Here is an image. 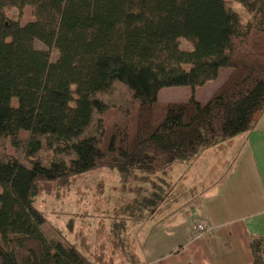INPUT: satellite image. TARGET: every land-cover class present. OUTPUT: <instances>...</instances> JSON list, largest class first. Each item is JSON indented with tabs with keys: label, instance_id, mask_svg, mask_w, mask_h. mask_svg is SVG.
Listing matches in <instances>:
<instances>
[{
	"label": "trees",
	"instance_id": "obj_1",
	"mask_svg": "<svg viewBox=\"0 0 264 264\" xmlns=\"http://www.w3.org/2000/svg\"><path fill=\"white\" fill-rule=\"evenodd\" d=\"M234 1L245 23L229 0H0V264H112L84 241L48 240L39 196L100 169L167 175L256 128L264 0ZM24 8V25L8 16ZM221 68L205 103L157 100ZM250 249L264 264V237Z\"/></svg>",
	"mask_w": 264,
	"mask_h": 264
},
{
	"label": "rangeland",
	"instance_id": "obj_2",
	"mask_svg": "<svg viewBox=\"0 0 264 264\" xmlns=\"http://www.w3.org/2000/svg\"><path fill=\"white\" fill-rule=\"evenodd\" d=\"M229 1L245 23L249 14L234 0ZM8 16L19 19L21 25L32 20L29 8L21 12L12 9ZM35 47L45 49L38 42ZM180 48L192 50L184 39L180 40ZM56 58L57 52L52 50L51 60ZM230 72L221 68L218 78L203 86L162 88L157 100L173 103L194 98L205 103ZM22 137L27 134L22 133ZM8 153L13 155V150L8 148ZM204 161L215 165L213 147L198 153L191 162L179 161L167 175L100 169L79 176L69 186L53 187L36 201L47 218L42 232L48 240L64 245L84 241L91 252L110 257L112 264H154L158 255L166 254L173 246L178 249L181 243L175 226L170 231L168 224H175L179 218H193L194 212L201 214L197 195L204 184L215 181L216 171L207 179L204 173L194 174L195 167L200 171Z\"/></svg>",
	"mask_w": 264,
	"mask_h": 264
},
{
	"label": "crops",
	"instance_id": "obj_3",
	"mask_svg": "<svg viewBox=\"0 0 264 264\" xmlns=\"http://www.w3.org/2000/svg\"><path fill=\"white\" fill-rule=\"evenodd\" d=\"M213 149L215 165L204 161L200 171L195 167L193 172L204 173L207 179L216 168L215 181L203 183L196 198L200 215L213 233L189 241L193 218L177 219L168 229L175 226L181 240L178 249L173 246L158 255L154 264H252L251 238L264 237L263 115L254 130Z\"/></svg>",
	"mask_w": 264,
	"mask_h": 264
},
{
	"label": "built area",
	"instance_id": "obj_4",
	"mask_svg": "<svg viewBox=\"0 0 264 264\" xmlns=\"http://www.w3.org/2000/svg\"><path fill=\"white\" fill-rule=\"evenodd\" d=\"M208 233H213V228L206 224L204 218L199 213L194 212L193 224L189 233V241L198 240Z\"/></svg>",
	"mask_w": 264,
	"mask_h": 264
}]
</instances>
